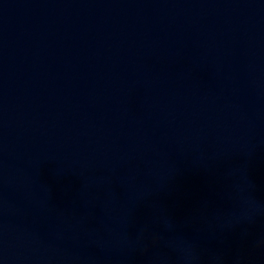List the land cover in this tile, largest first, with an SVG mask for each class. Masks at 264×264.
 Wrapping results in <instances>:
<instances>
[{
  "label": "water",
  "instance_id": "95a60500",
  "mask_svg": "<svg viewBox=\"0 0 264 264\" xmlns=\"http://www.w3.org/2000/svg\"><path fill=\"white\" fill-rule=\"evenodd\" d=\"M0 264H264V0H0Z\"/></svg>",
  "mask_w": 264,
  "mask_h": 264
}]
</instances>
